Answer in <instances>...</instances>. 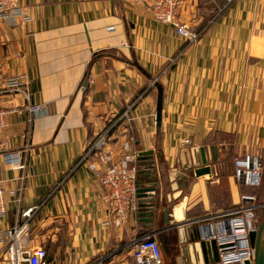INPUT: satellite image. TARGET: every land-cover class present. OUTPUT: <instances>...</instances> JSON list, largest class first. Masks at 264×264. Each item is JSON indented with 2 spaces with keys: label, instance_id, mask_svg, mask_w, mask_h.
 <instances>
[{
  "label": "crops",
  "instance_id": "obj_1",
  "mask_svg": "<svg viewBox=\"0 0 264 264\" xmlns=\"http://www.w3.org/2000/svg\"><path fill=\"white\" fill-rule=\"evenodd\" d=\"M152 2L24 0L25 20H0V108L18 110L0 133V231L33 209L29 245L45 249L44 264H135L131 241L153 236L166 216L198 231L199 219L236 207L243 195L257 202L237 182L234 160L249 157L261 168L264 157V0H185L179 22L201 32L192 43L153 19ZM17 76L29 99L4 91ZM128 108L113 148L129 138L137 154H152L137 160L136 211L116 229L105 225L99 178L78 161ZM200 148L211 172L195 177ZM181 203L184 220L176 222ZM169 245L176 264V241Z\"/></svg>",
  "mask_w": 264,
  "mask_h": 264
},
{
  "label": "built area",
  "instance_id": "obj_2",
  "mask_svg": "<svg viewBox=\"0 0 264 264\" xmlns=\"http://www.w3.org/2000/svg\"><path fill=\"white\" fill-rule=\"evenodd\" d=\"M185 0H153L147 9L155 21L172 26L177 35L187 42H195L201 32L189 29L179 22V14ZM227 3L233 0H226ZM24 0H0V20L9 26H16L18 18L26 19L23 12ZM8 93H22L29 99L27 84L23 76L10 78L4 86ZM41 107H31V112L41 111ZM8 111L0 108V133L6 126ZM129 121V108L115 116L96 137L85 147L78 164L85 165L99 178L102 189L101 200L109 217L105 225L120 228L129 215L136 211L137 151L131 139L120 143L117 152L113 145L115 130ZM3 154L0 141V155ZM235 178L247 187L255 188L260 181V170L256 160H234ZM22 171L24 163L19 159L13 165ZM4 180L0 177V221L6 214L4 202ZM254 195L241 196L236 207L221 213L199 219L198 234L201 241H213L217 247L218 260L212 264L253 263L254 250L249 243V235L256 230V206ZM19 201V199H18ZM19 204V203H17ZM33 209L20 213L19 222L12 228L0 231V247L5 264H44L47 253L42 247H30L28 239V220ZM131 257L135 264H163L161 247L150 234L133 239L130 243Z\"/></svg>",
  "mask_w": 264,
  "mask_h": 264
},
{
  "label": "water",
  "instance_id": "obj_3",
  "mask_svg": "<svg viewBox=\"0 0 264 264\" xmlns=\"http://www.w3.org/2000/svg\"><path fill=\"white\" fill-rule=\"evenodd\" d=\"M157 100H156V111H155V127L158 129L160 127L161 121V107H162V89L157 86ZM189 141L187 145H189ZM152 154L151 151L141 152L137 154L138 162ZM193 166L195 169L193 174L195 177H200L203 175H210L211 169L206 165V159L203 149H199L195 152L193 156ZM201 165L202 167H199ZM198 166V167H197ZM191 168H188L190 170ZM173 172V171H172ZM173 174V173H171ZM186 203L176 204L173 207L174 217L176 210L180 208L181 218L177 219L176 222H182L184 220V208ZM264 208V205H263ZM167 211H165V215ZM163 233L167 238L176 241L173 250L175 254L178 252V257L176 258V264H212L218 260L217 247L213 241H199L198 231L194 227L187 226L185 224L169 223L167 221V216L164 219V226L157 229L153 234V239L156 240V234ZM155 235V236H154ZM250 246L254 250V258L252 264H264V217L257 223L256 230L249 235ZM200 259L202 261H200ZM244 264H250L245 262Z\"/></svg>",
  "mask_w": 264,
  "mask_h": 264
},
{
  "label": "rangeland",
  "instance_id": "obj_4",
  "mask_svg": "<svg viewBox=\"0 0 264 264\" xmlns=\"http://www.w3.org/2000/svg\"><path fill=\"white\" fill-rule=\"evenodd\" d=\"M260 162H261V168H259L260 170L259 184L255 188L251 187V189H249L253 193L257 194V202L261 201L262 197L264 196V157H263V160ZM257 202L253 204L256 206V221L257 223H260V221L264 217V208H263V205L261 206V208H259L257 205ZM156 238L159 239V241H161L163 244L161 246L162 253H163L164 258L166 259V262L168 263L169 262L168 258L170 259V256H171L170 253H172L171 247L169 245V238H167V236H165L163 233H157Z\"/></svg>",
  "mask_w": 264,
  "mask_h": 264
},
{
  "label": "flooded vegetation",
  "instance_id": "obj_5",
  "mask_svg": "<svg viewBox=\"0 0 264 264\" xmlns=\"http://www.w3.org/2000/svg\"><path fill=\"white\" fill-rule=\"evenodd\" d=\"M156 240H157V238H156ZM162 258H163V264H169V262L168 263L166 262V259L164 258L163 253H162ZM168 261H170L169 258H168Z\"/></svg>",
  "mask_w": 264,
  "mask_h": 264
},
{
  "label": "bare ground",
  "instance_id": "obj_6",
  "mask_svg": "<svg viewBox=\"0 0 264 264\" xmlns=\"http://www.w3.org/2000/svg\"><path fill=\"white\" fill-rule=\"evenodd\" d=\"M179 209H180V208H179ZM179 209L176 210V214H175V217H176L177 219H180V218H181V215H179L178 212H177Z\"/></svg>",
  "mask_w": 264,
  "mask_h": 264
}]
</instances>
